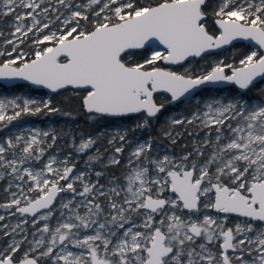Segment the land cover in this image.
I'll use <instances>...</instances> for the list:
<instances>
[{
	"label": "snow or ice",
	"instance_id": "snow-or-ice-1",
	"mask_svg": "<svg viewBox=\"0 0 264 264\" xmlns=\"http://www.w3.org/2000/svg\"><path fill=\"white\" fill-rule=\"evenodd\" d=\"M8 17L0 81L82 92L97 122L137 119L101 152L99 136L26 126L61 112L50 99L0 98L11 133L0 135V264H264V100L248 95L264 80V0H0ZM238 42L247 50L231 61L185 67ZM219 84L229 97L169 116L160 137L135 135L159 122L156 94L191 103ZM188 125L195 138L176 152Z\"/></svg>",
	"mask_w": 264,
	"mask_h": 264
},
{
	"label": "rangeland",
	"instance_id": "rangeland-1",
	"mask_svg": "<svg viewBox=\"0 0 264 264\" xmlns=\"http://www.w3.org/2000/svg\"><path fill=\"white\" fill-rule=\"evenodd\" d=\"M11 20V17L3 18L0 20V24H7ZM5 33L9 32L10 29L4 28L3 29ZM224 52H232L231 47H228L226 49H223ZM219 52V51H218ZM218 52H214L212 55H208L211 59V63L223 59V55L218 54ZM207 55V54H206ZM205 55V56H206ZM205 56L203 58H194L192 59V62L190 64H186L185 67L189 68L192 72L199 74L200 72L204 71V67L201 66L203 62H205ZM183 71V69H181ZM260 90L264 89V80L259 84ZM219 92V95L221 97H229L230 93L232 92L229 87H222V88H208L198 91L195 95L194 99H191V103H189V98L185 99L182 103L173 104L171 106V109L168 113L163 115V119L166 120L169 116L176 115V116H190L191 113L195 110L196 105L201 102L202 99L207 98L209 95L216 96ZM32 97L36 99H50V93L47 92H38L35 91L33 87H30L29 85L23 84L20 88L15 89L14 87H3L0 84V98H12V97ZM254 100H264V97L253 96L250 97ZM136 117H133L131 121L127 120L126 118H109L102 122H95L94 124H88V127L90 128H81L79 126H72L71 124L67 123L65 120H58L57 118L55 120V117L53 114H47L42 113L36 117L26 116L23 118L26 126L28 127H36L41 129H55L58 133L60 132H69L70 130L83 136H99L100 140L98 141V147H100L101 152L104 151L105 148H107V140L105 139V136H110L114 134L116 129L121 128H131L134 124V121L136 120ZM57 121V122H56ZM15 123V122H14ZM188 132H193L194 135L190 137L188 135V132L184 131L183 126H177V130L183 132V137L180 139L179 144L175 148L176 152L180 151V148L184 144H188L189 148L191 147V143L193 138H195V131L193 129V126L188 125ZM160 129V126L157 127V130ZM13 132L16 131L15 128L12 129ZM198 131V130H196ZM149 132L152 135V129H148L146 132H140L137 131L135 135L140 137H146ZM145 133V134H144ZM11 133L8 131H5L3 133H0V135H10ZM204 132H199V137H203ZM70 139V137L66 138ZM77 143L79 140L77 139ZM164 145L166 147L171 148V145L167 141H163ZM58 144L60 145V151L61 155H67L69 152L72 151V149L65 144L64 140L58 141ZM94 151V150H93ZM107 155V154H105ZM87 159V156H77L76 154H73V160L77 162V168L83 169L86 167L85 161ZM115 174L119 175V171H111ZM7 186V180L0 181V203L5 202L8 199V194L4 191V188ZM2 211V210H0ZM5 222L7 223H16V219H8ZM0 237H2V233H0ZM7 238H0V246H4ZM31 239V237H29Z\"/></svg>",
	"mask_w": 264,
	"mask_h": 264
},
{
	"label": "trees",
	"instance_id": "trees-1",
	"mask_svg": "<svg viewBox=\"0 0 264 264\" xmlns=\"http://www.w3.org/2000/svg\"><path fill=\"white\" fill-rule=\"evenodd\" d=\"M232 52H224V51H219L218 54L223 55V59L226 61H231L234 56L238 55L240 52L246 51L247 49L244 47V43L243 42H238L237 43V47L236 48H232ZM139 58V57H137ZM205 62L202 63L201 66L204 67V70H207L209 65H211V59L208 55L205 56ZM257 82L256 87L252 88L251 91L248 93L249 97H259L261 90L259 88V84L261 83ZM21 85L23 84H17L14 85L12 87H14L15 89L20 88ZM3 86V85H2ZM5 87V86H3ZM229 89H231L232 91L233 86H228ZM35 91L38 92H42L44 93V91L42 89H38V88H34ZM83 93L79 92V93H74L73 90L68 89V90H62L60 92V94H50V100L52 101V104L61 109V112L58 114H53V116L55 117V120L57 118V121L60 120H65L67 123L71 124L72 126H79L81 128H90V126L88 127V124H94L96 121L95 120H90L87 116V114L84 112V110L82 109L81 106V97H82ZM156 100L158 103H162L165 105V108L159 118V122H154L153 126L151 127L152 129V136L153 137H160L161 133H160V129L157 130V127L161 125V123H163L165 121V119H163V115H165L166 113L169 112V110L171 109V104L169 102V97L165 94H156ZM63 113H69V116H64ZM133 118V117H132ZM132 118H128L129 121L132 120ZM56 121V122H57ZM145 134V133H144ZM117 169H110L109 171H116Z\"/></svg>",
	"mask_w": 264,
	"mask_h": 264
},
{
	"label": "water",
	"instance_id": "water-1",
	"mask_svg": "<svg viewBox=\"0 0 264 264\" xmlns=\"http://www.w3.org/2000/svg\"><path fill=\"white\" fill-rule=\"evenodd\" d=\"M244 43V42H243ZM226 48H228V47H225L224 49H226ZM223 49H220V50H216L215 52H218V51H222ZM260 81H262V80H258V82H260ZM0 84L1 85H3V86H5V87H12V86H14V85H17V84H26V85H29L30 87H33V88H38V87H36V86H32V85H30V84H28L27 82H25V81H21V80H16V81H6V80H4V81H0ZM228 86H231V85H226V84H219V85H205V86H202V89L201 90H203V89H208V88H222V87H228ZM38 89H42L44 92H47V93H50V94H52L49 90H46V89H43V88H38ZM198 91H200V90H197V92ZM196 92V93H197ZM195 93V94H196ZM160 94H164V93H160ZM165 95H167V94H165ZM168 96V95H167ZM185 99H187V98H185ZM158 103V102H157ZM171 105H173L172 103H170Z\"/></svg>",
	"mask_w": 264,
	"mask_h": 264
},
{
	"label": "flooded vegetation",
	"instance_id": "flooded-vegetation-1",
	"mask_svg": "<svg viewBox=\"0 0 264 264\" xmlns=\"http://www.w3.org/2000/svg\"><path fill=\"white\" fill-rule=\"evenodd\" d=\"M128 120V118H126Z\"/></svg>",
	"mask_w": 264,
	"mask_h": 264
}]
</instances>
